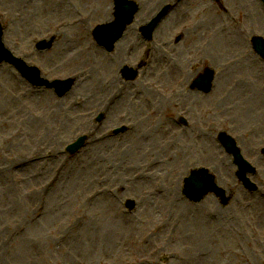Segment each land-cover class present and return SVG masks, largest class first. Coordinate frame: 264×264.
<instances>
[{
  "label": "rangeland",
  "instance_id": "374dc122",
  "mask_svg": "<svg viewBox=\"0 0 264 264\" xmlns=\"http://www.w3.org/2000/svg\"><path fill=\"white\" fill-rule=\"evenodd\" d=\"M99 1L0 0L4 42L14 56L50 82L76 80L59 99L8 65L0 68V264H206L183 252L203 244L210 262L229 255L234 264H254V241L264 264V101H254L255 59L240 60L246 49L254 58L251 38L241 43L242 31H254V9L245 5L243 12L223 0L224 16L211 0H129L140 12L109 54L92 32L114 22V5L103 1L105 18ZM169 4L149 68L137 81H124V68L134 71L146 59L141 28ZM84 38L92 44L89 55L78 52ZM41 41L55 43L40 53ZM207 68L216 73L212 92L191 91ZM122 127L128 132L115 137ZM224 131L257 170L255 194L218 142ZM84 136L86 147L69 157L66 148ZM142 165L156 170V181L141 176ZM201 168L234 196L229 207L214 196L197 205L183 196L184 180ZM151 188L157 190L149 194ZM153 193L164 196L162 204L149 200ZM129 200L137 203L133 213L125 209ZM145 207H153L150 224L133 226Z\"/></svg>",
  "mask_w": 264,
  "mask_h": 264
},
{
  "label": "water",
  "instance_id": "95a60500",
  "mask_svg": "<svg viewBox=\"0 0 264 264\" xmlns=\"http://www.w3.org/2000/svg\"><path fill=\"white\" fill-rule=\"evenodd\" d=\"M116 6V19L117 22L110 26H103L96 29L94 36L96 41L101 45L106 47L109 50H112L113 45L122 37L127 27L130 26L133 21L135 15L138 13V7L131 2L126 0H114ZM165 11L156 18L149 26L143 29V36L147 39L150 38L152 32L161 21L164 16ZM51 45H41V51L46 49H50ZM4 61L10 63L14 66L18 72L34 87L37 88H48L55 89L57 95L59 97H64L68 92H70L74 86V81L67 82H54L50 84L49 82L42 80L40 78V72L36 69H32L27 67L20 60L14 59L10 56V54L3 48L2 46V28L0 26V65ZM128 73V72H127ZM213 81V73H208L204 80H199L197 82V86L200 87L201 90H204L206 93L211 90V83ZM223 142L224 147L226 148L229 154H233L237 159V164L240 168V173L238 174L240 180L245 183V186L249 189H254V186L246 180V176L249 173H254V170L242 159L240 153L235 148V143L232 139L228 138L226 140H221ZM84 145V138L80 139L76 144L71 146L68 150L70 154H76L79 149ZM210 193H215L217 196L224 197L225 193L220 190L214 181V177L210 176L209 173L205 170L193 172L192 176L186 180V188H185V196L188 197L191 201L198 203L205 196ZM130 210H133L135 204L129 202L127 204Z\"/></svg>",
  "mask_w": 264,
  "mask_h": 264
},
{
  "label": "bare ground",
  "instance_id": "6f19581e",
  "mask_svg": "<svg viewBox=\"0 0 264 264\" xmlns=\"http://www.w3.org/2000/svg\"><path fill=\"white\" fill-rule=\"evenodd\" d=\"M103 1L104 0L99 1V3L102 6L101 16L106 18V17H108V10L105 7V4H104ZM80 21H81L80 22L81 24H86V20H82L81 19ZM219 32H220V29H216L215 30V38H217V36L219 35ZM252 34H253V32H249L248 34L243 33L242 36H241V43H244L245 42V36L247 38H249V37H251ZM84 39H85V41H83V43H82L83 44V48H82L81 51H78V52L81 55H89V52L93 51L92 50V44L86 38H84ZM242 57H243V59H240L239 58L241 61L245 60V61H248V62H253V57H252V55L247 50H245L243 52ZM115 96H119V95L117 94ZM153 99H155V98H153ZM135 105H136V103H135ZM153 153H154V151L152 149V151H150V154H153ZM142 170H144V173H142V175H141L143 178L150 179V178H153L154 177L155 178V181H156V179H157V173L155 172L156 170H153V167L151 165H146L145 168L142 165ZM155 181H153L152 183H155ZM155 190H157V188H151L150 191H149V194H151ZM177 193H178V190H172V194H174L173 195L174 197H172V201H173V204L174 205H176L177 202H178V200H179V197H178ZM147 197L151 201L153 199L155 201H157L158 199H160L161 201L158 202V204H162L163 203V200H165L164 196H161V194H155V193H153L152 195H149ZM152 210H153V207H145L140 212L141 214H139L138 217L135 220L137 224H133V226H137L139 224L143 228L144 225H143L142 222H144V224H150L151 219H152V213H153ZM153 216H154V213H153ZM165 217H166V215L165 214H162V216L159 219L160 220H164ZM166 224H168V223H166ZM162 228H163V231L162 232H166L167 231L166 225H164ZM159 230H160V227H158L157 229L155 227V228H152V230L146 231L147 234H148V236L146 237V239L149 238V235H151V234L155 233V231H159ZM197 243H198V241H197ZM258 244L259 243L257 241H254V244H253L254 245V250H253L252 249V246H251V243H249V242L248 243H243V247H244V250H245L246 253H248L250 255V250L252 249V251L253 252L255 251V253L257 254L256 255V258L254 256V258H255L254 259V264H258V263L262 264V259L260 257L261 253L260 254L258 253ZM199 247L200 248H198L197 251H195V252H191V251H187V250L186 251H183V252H185V253L187 252L189 254H192L193 255L192 258L194 259L193 262L200 261L202 259L206 264H234L233 262L230 261V256L229 255H227L226 256V259L223 262H221V263H219L217 259H213V261L210 262L211 261L210 259L212 258L211 253L205 250L204 244L202 246H199ZM183 248H184V246H183ZM168 250H169L168 247H166L165 245L164 246L162 245V251L163 252H167ZM258 254H259V256H258ZM231 258H233V256H231ZM238 264H240V263L238 262Z\"/></svg>",
  "mask_w": 264,
  "mask_h": 264
},
{
  "label": "flooded vegetation",
  "instance_id": "af4514ba",
  "mask_svg": "<svg viewBox=\"0 0 264 264\" xmlns=\"http://www.w3.org/2000/svg\"><path fill=\"white\" fill-rule=\"evenodd\" d=\"M213 1L215 4H218L219 7H222L223 3L221 0H213ZM241 2H245L247 4L251 3L254 5V19H255L254 22L255 21L257 22V28L259 29V31L262 32L261 35L264 37V25L259 24V21L261 20L260 18L263 17V15H264V4H263L264 0H252V2H250V0H249V2H247V0H238V3L236 5L240 4ZM254 49H255V47H254ZM254 52H255V50H254ZM256 56H257L258 60L260 59L261 61H263L259 55L256 54ZM261 71L264 73V66H262Z\"/></svg>",
  "mask_w": 264,
  "mask_h": 264
}]
</instances>
